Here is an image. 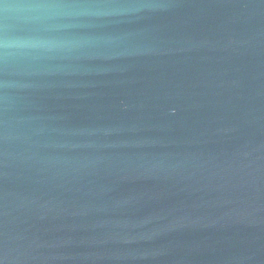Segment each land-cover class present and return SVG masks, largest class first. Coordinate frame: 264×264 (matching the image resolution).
<instances>
[{
	"label": "water",
	"instance_id": "obj_1",
	"mask_svg": "<svg viewBox=\"0 0 264 264\" xmlns=\"http://www.w3.org/2000/svg\"><path fill=\"white\" fill-rule=\"evenodd\" d=\"M0 264H264V0H0Z\"/></svg>",
	"mask_w": 264,
	"mask_h": 264
}]
</instances>
